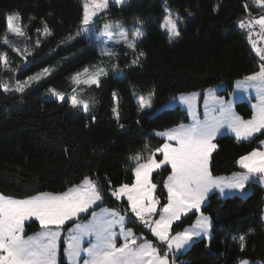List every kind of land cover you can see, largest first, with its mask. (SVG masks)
I'll return each instance as SVG.
<instances>
[{
	"label": "trees",
	"instance_id": "obj_1",
	"mask_svg": "<svg viewBox=\"0 0 264 264\" xmlns=\"http://www.w3.org/2000/svg\"><path fill=\"white\" fill-rule=\"evenodd\" d=\"M245 3L250 13L260 11L252 0H131L122 8L111 6L110 18L125 24L140 23L145 30L138 44V51L144 53L142 64L132 67V53L125 47L108 58L101 57L84 39L61 43L79 26L80 0H0V52L6 53L12 67L17 68L15 73L0 70V84L14 88L16 80L23 82L49 69L23 93L0 91V193L27 198L40 192H62L90 173H99L105 185L106 175L113 187L132 183V158L160 147L164 140L155 135L156 131L187 120L186 111L178 106L153 113L155 108L176 94L219 82L225 83L224 93L228 94L238 79L259 69L260 61L251 50L247 31L237 26V21L249 16ZM166 6L180 18L181 37L176 42L170 43L160 29ZM214 7L218 11L214 12ZM10 11L22 17L26 35L20 39L6 32V14ZM41 20L48 23L52 36L40 35ZM5 35L11 45L18 44L26 59L12 51L13 45L2 44ZM90 61L104 67L118 63L119 68L102 77L100 87L85 86L82 98L90 104V112L85 115L70 109L67 103L61 106L48 90L69 89L70 74ZM133 91L154 93L152 108L139 111ZM113 107L118 109L119 125L123 127L118 126ZM235 109L245 118L251 116L246 101L236 102ZM263 138L238 142L229 134L218 136V147L210 157L212 174L238 170L236 160ZM169 171L164 166L152 176L161 205L166 202L163 181ZM246 190L244 197L235 194L220 198L215 192L209 195L202 212L211 219L210 238L196 239L175 257L177 264H236L238 258L264 259V189L258 183H249ZM101 204L127 210L125 200L117 201L109 195ZM196 215L189 213L174 224L173 233L192 224ZM36 229L35 221L27 224V232ZM133 231L155 241L141 225ZM245 234L246 249L241 252L238 239Z\"/></svg>",
	"mask_w": 264,
	"mask_h": 264
},
{
	"label": "snow or ice",
	"instance_id": "obj_2",
	"mask_svg": "<svg viewBox=\"0 0 264 264\" xmlns=\"http://www.w3.org/2000/svg\"><path fill=\"white\" fill-rule=\"evenodd\" d=\"M127 3L128 0H80L82 12L79 26L75 33L69 34L61 43L68 44L84 39L99 51L101 57L108 58L116 56L117 46L123 45L132 53L131 66L141 65L144 53L138 51V44L145 35L142 29L125 30L120 25L105 23L97 32V18L100 14L107 15L110 5L122 8ZM253 3L264 7V0H253ZM244 10L249 12L247 3ZM164 11L166 15L160 28L171 43L181 36L180 18L178 15L173 18V13L167 7ZM213 11H218V7H214ZM41 23L43 31L40 35L52 36L48 23L44 20ZM254 25H259V35L264 37V15L257 18L252 17L249 12L248 17L237 21L239 29L247 31L251 50L260 61L258 71L236 81L237 89L243 92L254 89L256 92L257 103L252 104L251 119L245 120L236 115L232 109V101L216 96L215 89L203 92V119L199 118L194 105L201 93L181 95L179 101L187 106L191 122L155 133L164 138V143L146 156L137 154L132 158V183L113 187L106 175L104 180L108 181L107 185L100 180L99 173H90L83 176L79 184H74L62 192H40L24 199H15L0 193V264H57L61 247L69 264H79L81 260L83 264H174V253L187 250L198 238H210V218L202 212V206L209 195L218 190L221 196L239 194L244 197L247 195L246 186L249 183L264 184V150L260 148H253L236 160V164L243 169L242 172L222 177L214 176L210 170L211 154L218 147L213 141L222 129L227 128L234 133L238 142L264 136V48L258 47L252 38ZM6 32L19 37L26 35L22 17L18 12L6 16ZM2 44L12 47L7 35ZM39 46L40 40L37 39L36 47ZM12 51L26 59L25 54L18 48L12 47ZM27 55H31V52H27ZM118 68V63L112 64L111 68L95 67L94 71L86 66L82 72L74 73L71 81L76 86L86 84L100 87L101 78ZM0 70L13 73L17 71L4 52H0ZM48 72L49 69L45 68L41 74L30 76L23 82L16 80L14 88L0 84V91L23 93L31 86L32 81H39L42 74ZM82 76L85 78L81 79ZM72 92L74 94L71 98H67L66 94L55 89L48 90V94L61 106L67 103L70 109L83 111L87 115L90 112L89 101L78 98L75 94L77 87H73ZM153 95L154 93H149L146 97L137 98L139 111L152 108ZM112 112L118 126L123 127L119 125L118 109L113 107ZM260 144L264 145V140H260ZM65 152L68 153L69 149H65ZM157 153L162 155V159L157 157ZM162 166L170 167V171L163 181L167 199L161 205V200L154 195L157 185L152 182V175ZM105 195L121 202L126 199L127 210L122 213L117 209H102L97 213L94 208L104 202ZM90 211L92 219L87 223L79 222L83 219L82 214ZM189 213L199 215L183 231L173 233V225L182 221ZM33 219L39 222L41 231L26 236L25 222ZM261 220H264V215ZM69 223L73 226L68 227ZM129 223L133 227H127ZM140 225L151 232L155 241L136 235L133 228ZM65 228L67 236L62 241ZM246 235H240L238 239L241 252L246 249ZM121 239L123 242L118 243ZM85 243L87 247L83 246ZM60 264H63L62 260ZM236 264L252 262L246 258H238ZM257 264L264 262L258 261Z\"/></svg>",
	"mask_w": 264,
	"mask_h": 264
},
{
	"label": "rangeland",
	"instance_id": "obj_3",
	"mask_svg": "<svg viewBox=\"0 0 264 264\" xmlns=\"http://www.w3.org/2000/svg\"><path fill=\"white\" fill-rule=\"evenodd\" d=\"M131 0H128V3L130 2ZM127 3V4H128ZM118 7V6H117ZM167 7V6H166ZM165 7V8H166ZM110 8H111V5H110V7L107 9V15H104L103 13L102 14H100V16L97 18L98 20H99V23H98V25H97V32H99L101 29H102V27H103V25L105 24V23H111V24H113V25H120V26H122L125 30H132V31H135L137 28H140V29H142L143 31H144V33H145V30H144V28H143V26L140 24V23H134V24H125V23H123V22H121V21H119V20H115V19H112V18H110L108 15H109V11H110ZM168 8V7H167ZM168 9H170V8H168ZM172 12V11H171ZM14 12H8L7 14H6V16L7 15H9V14H13ZM166 15V13L164 14V16ZM178 14L177 13H173V18H176V16H177ZM264 15V14H263ZM179 16V15H178ZM164 18V17H163ZM163 21V20H162ZM162 21H161V23H162ZM160 23V24H161ZM179 25H180V23H179ZM161 29V28H160ZM118 30V29H117ZM259 31H260V29H253V33H254V35H253V40H257V37H256V34H258L259 33ZM161 32L163 33V34H165L162 30H161ZM9 34H11V33H9ZM166 35V34H165ZM16 36V35H15ZM145 36V35H144ZM17 37V39H20V37L19 36H16ZM181 37V36H180ZM180 37L177 39V40H179L180 39ZM143 39V38H142ZM141 39V40H142ZM177 40H175V41H173V42H176ZM141 42V41H140ZM139 42V43H140ZM13 45V47H16V48H18V44H12ZM251 45V44H250ZM101 46H103V45H101ZM121 47H124L123 45H120V46H117V48H116V51H117V49L118 48H121ZM19 49V48H18ZM99 52V51H98ZM111 65L112 64H110V65H108L106 68H111ZM89 67V69H90V71H94L95 70V67H104L103 65H101V64H99V63H95V62H93V61H90L89 63H87V64H85L84 66H82L80 69H78V70H76V71H74V72H72L71 74H70V76H69V79H70V88L69 89H66V90H62V91H60V93H64V94H66V97L67 98H71V96L74 94L73 92H72V89H73V87H77V92L75 93L77 96H78V98H80V99H84V98H82V96H83V91H84V88H85V86H87L86 84H80L79 86H76V85H73V83H72V81H71V77H72V75L74 74V73H77V72H82V70L85 68V67ZM93 66H95V67H93ZM36 74H40V72L39 73H36ZM36 74H34V75H36ZM34 75H31V76H34ZM28 77H30V76H28ZM28 77H27V79H28ZM85 77L84 76H82L81 77V79H84ZM26 79V80H27ZM238 80H243V78H240V79H238ZM237 80V81H238ZM49 89H53V87H49ZM81 89H82V91H81ZM207 89H215V95L216 96H218V97H223L224 98V100L225 101H229V100H231L232 101V109H233V111L235 112V114L236 115H238V116H240L242 119H245V120H247V119H251V117H252V114H253V109H252V113H251V116L250 117H247V118H245V117H243L238 111H236V109H235V103L236 102H239V101H246V102H248V104H250L249 106H250V109L252 108V104H254V103H257V100H255V99H253V98H251V96L250 95H247L248 94V92H249V90H252V89H249L247 92H243L242 90H240V89H237L236 88V82L234 83V85H233V87H232V89L230 90V92H228V94H226V93H224V91H225V89H226V85H225V83L224 82H219V83H217V84H215V85H213V86H210V87H208V88H205V89H202V90H194V91H189V92H183V93H179V94H176V95H174L173 97H170L162 106H160V107H157V108H155L154 110H153V113H157L158 111H161L162 109H171V108H174V107H179V108H181V109H183V110H185L186 111V113H187V120L186 121H181V122H179V123H177V124H175V125H172V126H170V127H168V128H166V129H163V130H159V131H156L155 133H157V132H163V131H166V130H168V129H171V128H174V127H176V126H178L179 124H181V123H184V124H189L190 122H191V117L189 116V114H188V109H187V106L186 105H182L181 103H180V101H179V97L181 96V95H183V96H188V95H190V94H192V93H201V95L200 96H198L197 98H196V100L194 101V105H195V107H196V111H197V113H198V115H199V118L200 119H203L204 118V116H203V113H204V96H203V92L205 91V90H207ZM57 92H59V91H57ZM135 94V95H134ZM133 95H134V97H135V99H136V102H137V98L139 97V96H148V94H141V93H139V92H137V91H133ZM173 98H175V99H173ZM246 99V100H245ZM85 100V99H84ZM138 104V103H137ZM223 134H229V135H231V136H234L235 137V134L234 133H231L230 131H228V129L227 128H224V129H222L221 130V132L217 135V137L218 136H220V135H223ZM216 137V138H217ZM161 138H163V137H161ZM163 140H164V138H163ZM214 143H215V140L213 141ZM163 143H164V141H163ZM162 143V144H163ZM161 144V145H162ZM157 157L158 158H161L162 159V155H160L159 153H157ZM164 166H162V168H163ZM161 168V169H162ZM170 168V167H169ZM161 169H158V170H156L155 172H157V171H159V170H161ZM154 172V173H155ZM234 173V172H233ZM232 175V173L231 174H222V175H214V176H222V177H230ZM153 176V175H152ZM167 178V177H166ZM81 182V180L78 182V183H75V184H79ZM153 182V181H152ZM74 185V184H73ZM72 186V185H71ZM70 187V186H69ZM65 190H67V188L65 189ZM64 190V191H65ZM215 191H217L218 193H216L220 198H225V197H229V196H233V195H235V194H231V195H228V196H221V194L219 193V191L218 190H214L213 192H215ZM165 192H166V199H167V191H166V189H165ZM37 195V194H36ZM154 195L156 196V194L154 193ZM125 201H126V199H125ZM127 202V201H126ZM159 207V206H158ZM102 209H117V210H120L122 213H123V211L120 209V208H118V207H115V206H108V205H105V204H100L99 205V207H95L94 208V210L97 212V213H100L101 212V210ZM204 214V213H203ZM197 215H199V214H197ZM197 215H196V218H197ZM204 215H206V214H204ZM82 216H83V219L81 220V221H79V222H81V223H87L88 221H90L91 219H92V216H91V211L89 212V213H87V214H82ZM206 216H208V215H206ZM209 217V216H208ZM154 218H158V217H154ZM196 218H195V220H196ZM210 218V217H209ZM135 219V218H134ZM194 220V221H195ZM30 221H28V222H25V225H26V227H25V233H27V223H29ZM138 222V221H137ZM139 223V222H138ZM73 225L71 224V223H69L68 224V227H72ZM142 226V225H141ZM189 225H187L186 227H188ZM143 227V226H142ZM144 228V227H143ZM144 229H146L149 233H151L147 228H144ZM184 229V228H183ZM183 229L181 230V231H183ZM41 231V228H40V225H39V222H38V229H36V230H34V231H31V232H29V233H27L26 234V236H32V235H34V234H36L37 232H40ZM117 231H119V229L117 228ZM180 232V231H179ZM210 232H211V219H210V228H209V236H210ZM136 235L137 236H140V235H143L144 236V234L142 233V232H140V233H136ZM67 236V229L65 228L64 229V232H63V236H62V241H63V238H65ZM145 237V236H144ZM146 238V237H145ZM206 240H208L209 239V237H204ZM199 239V238H198ZM61 241V242H62ZM123 241H122V239L121 240H118V243H122ZM84 247H87V243H85L84 245H83ZM183 251H185V250H182L181 252H183ZM179 253H174V256L176 257L177 255H178ZM61 255H62V259L65 261V262H67L68 264H69V262H68V258H67V256H65L64 255V252H63V247H61L60 249H59V251H58V255H57V264H59V262H60V258H61ZM251 262H252V264H257V262L258 261H261V262H264V259L263 260H250ZM79 264H83V261L81 260L80 262H79ZM174 264H177L176 262H175V260H174Z\"/></svg>",
	"mask_w": 264,
	"mask_h": 264
},
{
	"label": "crops",
	"instance_id": "obj_4",
	"mask_svg": "<svg viewBox=\"0 0 264 264\" xmlns=\"http://www.w3.org/2000/svg\"><path fill=\"white\" fill-rule=\"evenodd\" d=\"M252 2H253V0H252ZM253 4V6L255 7V8H258L260 11L259 12H257V13H250L251 14V16L252 17H259L260 15H263L264 14V7H261V6H258V5H256V4H254V3H252ZM253 29H260V27H259V25H254V28ZM253 31V30H252ZM260 31H261V29H260ZM260 31H259V33H260ZM259 33L258 34H256V37H257V40H256V42H257V46L258 47H261V48H264V37H262V36H260L259 35ZM259 70V69H258ZM257 70V71H258ZM244 78V77H243ZM247 95H250L251 96V98H253V99H255L256 100V92H255V90L254 89H252V90H249V92H248V94ZM246 100V99H245ZM248 103V102H247ZM250 105V104H249ZM251 106V105H250ZM251 113H252V108H251ZM236 138V137H235ZM261 140H264V138L263 139H261ZM255 148H260L261 150H264V145H261L260 144V142L258 143V146H256ZM252 151V150H251ZM238 170H236V171H234V172H242L243 171V169H241L240 167H239V165H238ZM233 173V172H232ZM231 174V173H230ZM256 183H258V182H256ZM263 189H264V184H260V183H258ZM246 192L248 193V191L246 190ZM215 193H218L217 191H215ZM237 195H239V194H237ZM15 199H24V198H15ZM262 215H264V206H263V210H262ZM31 221H35L34 219L33 220H30V222ZM26 222H28V221H26ZM37 224H38V221H35ZM263 222H264V220H263ZM28 224V223H27ZM27 233H29V232H27ZM26 233V234H27ZM61 257H62V255H61ZM66 264H68L67 262H66Z\"/></svg>",
	"mask_w": 264,
	"mask_h": 264
}]
</instances>
